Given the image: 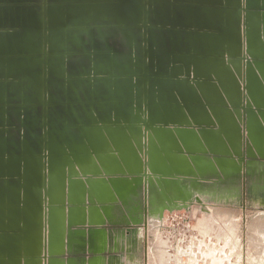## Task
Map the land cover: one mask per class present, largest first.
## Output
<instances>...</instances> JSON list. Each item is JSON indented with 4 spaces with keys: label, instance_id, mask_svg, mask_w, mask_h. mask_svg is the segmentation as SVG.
<instances>
[{
    "label": "water",
    "instance_id": "95a60500",
    "mask_svg": "<svg viewBox=\"0 0 264 264\" xmlns=\"http://www.w3.org/2000/svg\"><path fill=\"white\" fill-rule=\"evenodd\" d=\"M248 203L264 0H0V264H151L167 212Z\"/></svg>",
    "mask_w": 264,
    "mask_h": 264
},
{
    "label": "rangeland",
    "instance_id": "374dc122",
    "mask_svg": "<svg viewBox=\"0 0 264 264\" xmlns=\"http://www.w3.org/2000/svg\"><path fill=\"white\" fill-rule=\"evenodd\" d=\"M244 212L241 206L210 207L211 213H202L199 207L193 212L186 211L166 213V218L182 217L174 221H164L166 227L185 225L184 217L188 216L192 231L197 232L199 244L197 253L193 250H179L171 254L168 250L169 238L163 231H155L153 246L154 255L151 264H264V214L252 205ZM168 230V229H167ZM171 230H169L170 232ZM166 232V231H165ZM171 233L174 234L173 231ZM187 232L183 237L175 238L186 249L190 244ZM191 246V245H190ZM189 256H187V255ZM186 257V259H184Z\"/></svg>",
    "mask_w": 264,
    "mask_h": 264
},
{
    "label": "built area",
    "instance_id": "2783aa9c",
    "mask_svg": "<svg viewBox=\"0 0 264 264\" xmlns=\"http://www.w3.org/2000/svg\"><path fill=\"white\" fill-rule=\"evenodd\" d=\"M186 214L189 215L187 212H186ZM165 218H166V216H165ZM178 218H181V220H182V217H177V215H176V217H174L171 215V217H169V219L166 218V221L169 220V222L170 221L176 222V220H178ZM183 220H185V225L181 224V225H175V226L172 225V227H166V229H168V230H166V232H165V237L169 238V241L171 242V245L173 248L176 247L180 243L179 241L174 240L175 238L183 237L184 234H186V232H187L188 234H190L189 240L191 241V239L196 235L193 233L192 226H190V223L188 222L190 220V218H188V216H186L183 218ZM169 230L173 231L174 234L171 233V231L169 232ZM181 245H183V243H181Z\"/></svg>",
    "mask_w": 264,
    "mask_h": 264
},
{
    "label": "crops",
    "instance_id": "0c3cea01",
    "mask_svg": "<svg viewBox=\"0 0 264 264\" xmlns=\"http://www.w3.org/2000/svg\"><path fill=\"white\" fill-rule=\"evenodd\" d=\"M192 228H193V226H192ZM167 229H166V225H164L163 224V226L161 227V229H160V231L162 232L163 231V236L165 235V231H166ZM193 233L194 234H196L192 239H191V241H190V244H186V246H187V248L186 249H184V248H182L181 246L182 245H180V243L176 246V247H172V245H171V242L169 241V246H168V250L170 251V253L171 254H174L175 252H178V249L180 250H183V251H186V253H188L189 251H191V250H193V251H195L196 253H197V256H200L201 257V254H199L198 252H200L201 250H198V247H199V244H198V241H197V237H198V235H197V232L196 231H193ZM145 239V238H144ZM191 245V246H190ZM144 250H145V247H144ZM189 250V251H188ZM198 251V252H197ZM187 255V254H186ZM187 256H189V255H187ZM144 257H145V253H144ZM184 259H186V257H184ZM144 261H145V259H144ZM201 264V263H200Z\"/></svg>",
    "mask_w": 264,
    "mask_h": 264
}]
</instances>
